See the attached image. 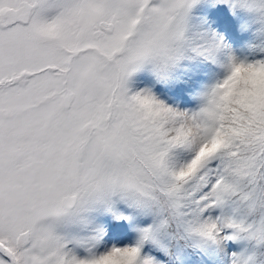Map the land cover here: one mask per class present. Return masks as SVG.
<instances>
[{"label":"snow or ice","instance_id":"snow-or-ice-1","mask_svg":"<svg viewBox=\"0 0 264 264\" xmlns=\"http://www.w3.org/2000/svg\"><path fill=\"white\" fill-rule=\"evenodd\" d=\"M0 264H264V0H0Z\"/></svg>","mask_w":264,"mask_h":264}]
</instances>
